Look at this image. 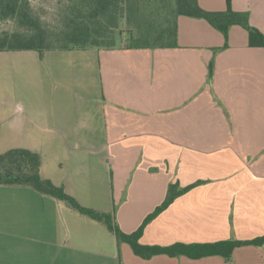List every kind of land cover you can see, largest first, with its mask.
Segmentation results:
<instances>
[{"label":"crops","instance_id":"0c3cea01","mask_svg":"<svg viewBox=\"0 0 264 264\" xmlns=\"http://www.w3.org/2000/svg\"><path fill=\"white\" fill-rule=\"evenodd\" d=\"M198 3L246 12L264 34V0ZM175 22V47L0 51V154L37 152L43 177L112 212L125 233L169 184L195 183L149 221L141 244L264 236V48L239 25L225 41L203 18ZM0 264H264V244L236 247L230 260L146 259L66 202L0 185Z\"/></svg>","mask_w":264,"mask_h":264},{"label":"trees","instance_id":"16d2710c","mask_svg":"<svg viewBox=\"0 0 264 264\" xmlns=\"http://www.w3.org/2000/svg\"><path fill=\"white\" fill-rule=\"evenodd\" d=\"M140 0H94L95 6L88 4L87 15L93 19L100 20L102 14L112 13L114 25L124 18L127 24L132 21L138 13H146L148 6L139 4ZM144 1V0H143ZM148 1V0H145ZM165 2V0H162ZM148 3V2H147ZM165 5V4H164ZM169 5V4H168ZM174 8L170 14H165V24L146 23V28L135 27V33L139 36H130L128 47H175L177 46V29L175 18L185 15L195 18H203L214 28L219 30L227 41L228 29L232 25H239L248 32V45L251 47L264 48V34L249 23L248 13L238 12L228 7L224 11H207L201 8L198 0H175ZM85 8V6H83ZM28 0H0V21L14 20L18 26L25 31L4 32L0 35V51L12 50H36L42 53L51 50V43L47 37V31L39 20L31 14ZM166 9V7H163ZM115 13V14H114ZM149 15V14H148ZM80 16V15H79ZM149 17V16H148ZM69 18V30L61 32L58 42L64 45L54 49H86L90 47H116L99 44V40L93 35L96 33L90 24L71 22ZM136 21V20H135ZM101 32V30H100ZM134 33V32H132ZM135 41V43L133 42ZM227 42H225V45ZM212 61L208 65L209 74L212 73ZM0 185H20L30 187L42 194L49 195L58 200L66 202L74 211L97 222L102 223L115 236L118 242L130 245L132 251L142 258H150L158 254L168 256L185 255L197 259L205 256L220 255L230 260L236 247L242 245H263L264 236L252 240H221L212 243H173L167 246L141 244L139 239L145 226L158 213L165 209L177 196L192 188L194 184L178 187L177 183L168 186L167 195L163 202L143 220L141 225L133 232H123L114 220L112 212H102L92 208L81 206L77 200L65 192L62 186H56L41 173V157L37 152L26 148L9 149L0 154Z\"/></svg>","mask_w":264,"mask_h":264},{"label":"rangeland","instance_id":"374dc122","mask_svg":"<svg viewBox=\"0 0 264 264\" xmlns=\"http://www.w3.org/2000/svg\"><path fill=\"white\" fill-rule=\"evenodd\" d=\"M30 4L31 14L39 20L41 25L45 28L48 34L49 41L51 43L50 48H60L64 44L58 42L61 32L68 31L69 18H72L71 22L90 24L91 27L96 30L93 35L99 44L111 45L116 43V46L122 44L126 45L130 43V36H139L135 27L140 26L139 29L146 28V23L151 22L153 24H165V14H170V9H173L175 0H140L139 4L142 6H148L146 13L136 15L133 18V22L130 21L127 24L124 22V18L119 20L118 25H114L112 13L102 14L100 20L93 19L87 14L86 6L91 4L95 6L94 0H28ZM148 2V3H147ZM165 4V5H164ZM169 4V5H168ZM85 6V8L83 7ZM166 7V9H163ZM115 14V13H114ZM149 14V15H148ZM80 15V16H79ZM149 16V17H148ZM136 20V21H135ZM101 30V32H100ZM25 31V28L18 26L14 20L0 21V35L4 32H16ZM134 32V33H132ZM135 43V41H133Z\"/></svg>","mask_w":264,"mask_h":264}]
</instances>
